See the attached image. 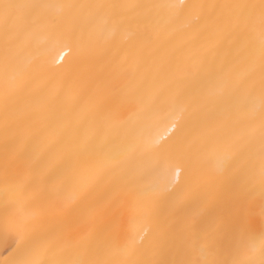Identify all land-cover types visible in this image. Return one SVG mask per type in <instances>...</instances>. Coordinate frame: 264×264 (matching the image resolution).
Segmentation results:
<instances>
[{"label": "bare ground", "instance_id": "1", "mask_svg": "<svg viewBox=\"0 0 264 264\" xmlns=\"http://www.w3.org/2000/svg\"><path fill=\"white\" fill-rule=\"evenodd\" d=\"M0 264H264V0H0Z\"/></svg>", "mask_w": 264, "mask_h": 264}]
</instances>
